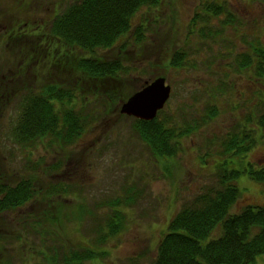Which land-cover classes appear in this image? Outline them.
<instances>
[{
    "label": "rangeland",
    "instance_id": "374dc122",
    "mask_svg": "<svg viewBox=\"0 0 264 264\" xmlns=\"http://www.w3.org/2000/svg\"><path fill=\"white\" fill-rule=\"evenodd\" d=\"M18 1L0 0V176L13 184L31 177L36 192L25 206L1 216L0 245L6 248L0 251V263L69 264L74 252L94 248L100 258L84 264H153L168 224L184 204L217 185L219 165L242 169L247 161L264 164V134L242 163L226 154L223 144L248 119L258 130L264 114V82L252 68L240 66L244 55L254 56L256 47H264V0H164L140 9L129 34L112 49L98 51L106 58L119 57L121 77L136 82L108 79L102 100L109 97L111 110L63 147L47 138L21 144L14 128L25 94L51 81L48 74L56 71L42 52V36L70 0ZM210 2L222 4L224 11L208 13ZM138 27L141 41L135 36ZM177 51L186 54L180 66L169 63ZM161 76L172 94L160 116L198 126L171 158L155 155L134 129L137 118L120 111L146 81ZM60 77L59 82L65 78ZM90 88L94 85L86 84L83 91L91 107L103 108L104 101L96 100ZM114 92L117 99L110 95ZM80 96L77 108L84 102ZM213 108L217 114L210 118ZM237 184L242 194L232 214L264 203V183L244 173ZM116 202L122 227L109 234ZM221 233L219 225L213 237ZM104 234L108 237L102 241ZM256 264H264V254Z\"/></svg>",
    "mask_w": 264,
    "mask_h": 264
},
{
    "label": "trees",
    "instance_id": "16d2710c",
    "mask_svg": "<svg viewBox=\"0 0 264 264\" xmlns=\"http://www.w3.org/2000/svg\"><path fill=\"white\" fill-rule=\"evenodd\" d=\"M163 1L70 0L54 16L49 28L44 30L42 38L45 44L41 47L44 50L45 46L46 51L42 52L45 57L48 55V64L55 67L56 71L53 75L48 74L51 81L23 97L19 120L14 128L15 140L30 145L47 138L63 147L76 142L95 117L111 110L109 97L108 100H102L105 82L111 79L130 85L136 79L121 77L123 62L119 57L106 58L98 55V51L112 49L120 38L129 34L133 29V19L140 9L157 7ZM19 3L21 5L24 2L21 0ZM205 9L217 16L224 11V6L210 2ZM193 23L196 24L197 19ZM135 36L139 41L144 38L142 28H136ZM255 52L254 56L251 53L244 55L240 66L252 68L257 79L264 82V47H256ZM185 55L177 51L169 63L180 66ZM36 57L38 59L39 54H35L33 59ZM62 75L65 78L59 82L57 77ZM71 81L74 86H70ZM86 84L94 85L90 90L96 100L104 101L103 108L97 105L91 107L89 96L83 91ZM79 94L84 102L77 108L79 103H76V97ZM110 95L114 99L119 97L116 92ZM161 112L163 110L150 121L136 119L133 125L155 155L171 158L181 150V140L192 134L198 126L182 124L173 115L161 117ZM216 114L213 108L209 117ZM250 122L251 119H248L247 123ZM258 122V130L244 123L234 127L224 140V152L230 157L234 156L240 163L245 158L247 161L254 146L262 140L264 114ZM218 167L220 180L217 185L207 187L192 201L184 204L170 221L153 264H256L257 257L264 254V203L260 206H245L238 213L230 212L242 194L237 179L246 173L251 179L264 183V164L254 166L247 161L242 169H229L223 164ZM35 182L33 178L27 177L13 184L5 176H0V219L33 199ZM114 206L117 214L116 219L112 218L108 225L109 234L118 232L123 222L120 202ZM219 225L222 233L213 237ZM106 237L108 234L103 235L102 241ZM1 246L0 251L4 253L6 247ZM101 254L94 248H86L82 252H74L67 262L84 264L86 260L99 259ZM5 263L10 264L9 260Z\"/></svg>",
    "mask_w": 264,
    "mask_h": 264
},
{
    "label": "water",
    "instance_id": "95a60500",
    "mask_svg": "<svg viewBox=\"0 0 264 264\" xmlns=\"http://www.w3.org/2000/svg\"><path fill=\"white\" fill-rule=\"evenodd\" d=\"M172 94V87L165 77L146 81L142 89L135 92L121 106V113L139 120L150 121L164 109Z\"/></svg>",
    "mask_w": 264,
    "mask_h": 264
}]
</instances>
